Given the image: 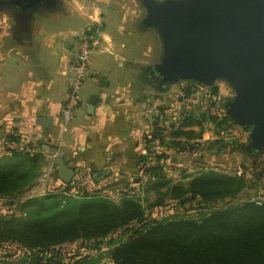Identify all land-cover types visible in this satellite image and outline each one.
<instances>
[{
    "label": "crops",
    "instance_id": "crops-1",
    "mask_svg": "<svg viewBox=\"0 0 264 264\" xmlns=\"http://www.w3.org/2000/svg\"><path fill=\"white\" fill-rule=\"evenodd\" d=\"M118 2L129 9L109 27L108 10ZM141 11L136 0H61L58 12L34 23L35 17L29 31L0 12V158L8 156L4 143L11 138L39 146L43 168L55 169L57 178L55 161L61 159L74 178L96 189L126 176L140 184L139 159L152 133V122L142 112L147 103L165 99L152 101L155 96L137 82L140 67L158 62L125 56V38L140 33L133 23ZM91 26L101 31V48L91 55L80 103L64 132L60 109L70 66Z\"/></svg>",
    "mask_w": 264,
    "mask_h": 264
},
{
    "label": "trees",
    "instance_id": "trees-1",
    "mask_svg": "<svg viewBox=\"0 0 264 264\" xmlns=\"http://www.w3.org/2000/svg\"><path fill=\"white\" fill-rule=\"evenodd\" d=\"M208 89L217 92L216 86ZM192 119L185 120L176 132L189 140L175 143L180 152L197 147L192 130H181L189 129ZM210 119L215 124L216 119ZM229 122L225 116L217 125ZM229 147L249 159L250 168L260 158L251 156L241 144ZM167 155L161 156L154 168L145 169L149 180L144 191H153L158 197L147 209L163 206L164 198L181 206L197 200V215L150 219L134 197L124 196L115 202L81 195L65 201L60 195H48L29 203L31 220L0 216V246L12 242L21 251V257L16 258L2 250L0 258L13 257L15 264H84V256L70 257L63 246L95 241L105 243L107 258L113 264H264V201L239 197L251 188L250 180L243 173L231 176L208 170L187 182H174L160 163ZM39 157L10 150L8 156L0 158V199L19 196L34 184L42 166ZM145 160L141 155L140 174ZM263 171H259V178ZM72 208L71 214L62 218L63 211Z\"/></svg>",
    "mask_w": 264,
    "mask_h": 264
},
{
    "label": "water",
    "instance_id": "water-1",
    "mask_svg": "<svg viewBox=\"0 0 264 264\" xmlns=\"http://www.w3.org/2000/svg\"><path fill=\"white\" fill-rule=\"evenodd\" d=\"M140 24L154 28L161 41V58L145 67L157 91L165 95L179 82L205 88L229 87L224 104L235 126L250 127L245 150L264 153V0H139ZM61 0H0V12L29 31L41 11L58 12ZM158 81V85L154 83ZM90 107L94 101H90ZM58 179L69 184L74 171L56 159Z\"/></svg>",
    "mask_w": 264,
    "mask_h": 264
},
{
    "label": "rangeland",
    "instance_id": "rangeland-1",
    "mask_svg": "<svg viewBox=\"0 0 264 264\" xmlns=\"http://www.w3.org/2000/svg\"><path fill=\"white\" fill-rule=\"evenodd\" d=\"M136 1L140 4L139 0ZM118 3H120L119 6H122L121 8L115 5L111 6L108 10L107 26L109 27L118 24V22H120L121 15L125 10L127 11L129 9L128 4L125 5L124 2ZM2 13H4V15H6L13 24L15 23L10 10H5ZM46 13L47 12L41 11L36 15V18L42 15L46 16ZM144 13V11H141L139 18H137L133 23L135 29L140 31L138 37L125 38V44L127 48V53H125V56H135L137 59H141L142 61L159 62L161 58L160 54L162 53L160 37L154 28H149L147 30L142 28L140 22L144 17ZM37 20L38 18L34 21V23ZM115 30L116 29H113L114 32ZM145 67H140V76L137 80L138 84L141 85V87L146 86L148 94L151 93L153 94L151 96H155L154 98H151L152 101H156L154 99L160 97L164 98L165 96V99H163V110L167 117L170 115H180V106H178V104L172 100L170 95L172 91L181 88L184 91L190 92L199 89L200 86L188 81L179 82L170 87L167 95H160V92L157 91V88L152 81L148 79L143 80V72ZM87 79L88 75L80 86L78 92L79 97L80 90ZM220 86L223 90H221L220 94H224L227 92V90H230L225 84H221ZM226 95L227 97H220L219 100V104H221L220 107L223 111L220 116L215 114H194L192 117L185 118V120L191 118L194 119H192L193 122L191 123V126L188 130H192L191 136L195 138V141L193 142L195 145L197 144V147L192 150L189 148L187 150L184 149L183 152H180L176 144H174L173 146L169 147L168 155L165 157L164 161L161 162L162 167L164 168L167 177L174 182H187L198 172H204L208 170L231 176H239L243 173L246 178L250 180L249 186L251 188L247 189L243 194L239 195V197H247L255 201H264V174L261 176V178L258 177L259 171L264 170V153L260 155V158L256 163H253V168H250L249 159L245 158L239 153V151H230L231 148L229 147V145L233 146L234 143L236 145L241 144L243 147L246 146L249 142L248 134L250 127H238L232 122H229V124L225 123L222 126L217 125L219 122H222L223 118L226 116L224 113V104L232 97V95H229L228 92ZM210 118L216 119L215 124L210 121ZM42 152L43 151L40 148L38 151L33 153V155L40 154L39 159L42 166L40 168L38 178L35 180L32 186L23 191L19 196L4 200L0 199L1 217L4 216L5 218H10L11 216H15L25 220H31V218L28 217L32 210L29 207V203L32 200H38L44 196L53 194L60 195L62 197L61 200H63V197L66 198L65 201L69 199L76 200L81 195L101 196L115 202L119 201V199L124 196L134 197L138 200V203L143 208H145V215L150 219L170 218L176 215H197V211H195V209L200 206L199 201L197 200L188 202L184 206H181L175 201L164 198L165 201L163 206L148 210L147 205L158 199V197L153 193V191H150L146 194L144 191L145 183L140 181V184H138L128 176H126L125 179H118L117 181L112 179L107 180V182L101 185L99 189L93 187L94 183H91L90 185L88 181L84 182L82 180L74 181L75 184H71L70 182L69 186H66L58 180L55 169H52L50 172H48L45 170L46 168H43L44 159L41 157ZM45 172H48L49 176L46 181H42L41 177ZM213 205L209 206L213 207ZM218 205L219 204H215L214 207ZM73 210V208L64 210L62 218L71 214V211ZM94 242L95 241H78L69 246L64 245L63 249L70 253V257H73L74 255L76 256L77 254H80L81 257L84 256V264H113L107 258L106 253L108 248H106L104 245L105 243L98 245ZM2 250L12 252L15 254L16 258L21 257L20 249H18L15 244H12V242L0 246V256H2L4 253ZM15 260L16 259L13 257H1L0 264H15Z\"/></svg>",
    "mask_w": 264,
    "mask_h": 264
},
{
    "label": "built area",
    "instance_id": "built-area-1",
    "mask_svg": "<svg viewBox=\"0 0 264 264\" xmlns=\"http://www.w3.org/2000/svg\"><path fill=\"white\" fill-rule=\"evenodd\" d=\"M100 38L101 31L99 27L91 26L86 28V32L80 39L77 54L70 66L71 76L68 82L67 96L60 109V121L64 132L67 130V124L73 117L74 110L80 103L78 92L82 82L87 77L91 55L101 48ZM220 85H216V93H212L208 88L203 87L190 92L184 91L181 88L173 90L172 93L170 92L172 100L180 106V115H170L167 117L163 110V101L159 104L147 103L145 105L142 115L145 119L152 122V133L150 134L149 142L144 146L142 152L146 160L144 162L143 172L140 174V181L145 183L149 180L148 175L145 173V169L150 170L157 166L159 158L164 156V154H168L169 147L173 146L175 143L188 142L185 137L176 135L177 130H179L185 118L192 117L194 114H215L217 116L222 114L221 104H219L220 97L225 98L227 97V92L229 95H232V93L230 90H227L224 94H220L222 90ZM181 130L186 131L188 128L184 127L181 128ZM4 146L7 151L17 150L29 155H33V153L40 149L38 146H28L23 142L12 140H7ZM56 156L57 155L54 154V157ZM161 162L160 160V163ZM48 172L42 175V181L47 180L49 176ZM74 181H79V179L77 177L73 178L71 184H75Z\"/></svg>",
    "mask_w": 264,
    "mask_h": 264
},
{
    "label": "flooded vegetation",
    "instance_id": "flooded-vegetation-1",
    "mask_svg": "<svg viewBox=\"0 0 264 264\" xmlns=\"http://www.w3.org/2000/svg\"><path fill=\"white\" fill-rule=\"evenodd\" d=\"M146 79H148V80H153V78L151 77V73L149 72V71H144L143 72V80H146ZM154 83L156 84V85H158L159 83H158V81H155L154 80Z\"/></svg>",
    "mask_w": 264,
    "mask_h": 264
}]
</instances>
